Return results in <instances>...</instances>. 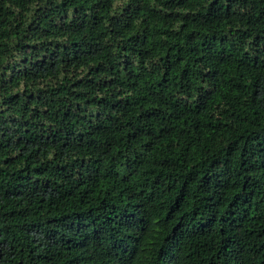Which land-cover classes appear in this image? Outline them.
Here are the masks:
<instances>
[{"label":"trees","instance_id":"16d2710c","mask_svg":"<svg viewBox=\"0 0 264 264\" xmlns=\"http://www.w3.org/2000/svg\"><path fill=\"white\" fill-rule=\"evenodd\" d=\"M0 264H264V0H0Z\"/></svg>","mask_w":264,"mask_h":264}]
</instances>
